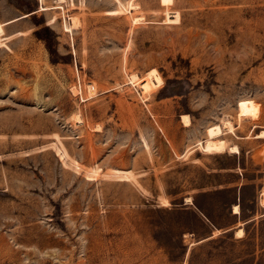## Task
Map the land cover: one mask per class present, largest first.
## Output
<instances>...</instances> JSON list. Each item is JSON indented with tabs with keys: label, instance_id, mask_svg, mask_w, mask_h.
Instances as JSON below:
<instances>
[{
	"label": "rangeland",
	"instance_id": "1",
	"mask_svg": "<svg viewBox=\"0 0 264 264\" xmlns=\"http://www.w3.org/2000/svg\"><path fill=\"white\" fill-rule=\"evenodd\" d=\"M262 131L264 0H0V264H264Z\"/></svg>",
	"mask_w": 264,
	"mask_h": 264
},
{
	"label": "bare ground",
	"instance_id": "2",
	"mask_svg": "<svg viewBox=\"0 0 264 264\" xmlns=\"http://www.w3.org/2000/svg\"><path fill=\"white\" fill-rule=\"evenodd\" d=\"M250 110H251L250 105H243L240 108V113L242 115H250ZM230 126H231V124H230ZM221 130H222L221 127L218 126V125L217 126H214V127H211L209 129V135H210L209 136V140H207L205 142L206 144H205L204 148H206L207 150H209L211 152L212 151L213 152H215V151H221V149H222L221 142H220L219 139L215 138L216 134H218ZM257 136H259V137L264 136V131H262L261 133L257 134ZM229 150L232 151V152H239L240 151L239 150V147L237 145L230 146L229 147ZM263 203H264V200H263ZM234 212H240V206L239 205H235L234 206ZM236 234H237V236H242L243 235V229L242 228L238 229L237 232H236Z\"/></svg>",
	"mask_w": 264,
	"mask_h": 264
},
{
	"label": "crops",
	"instance_id": "3",
	"mask_svg": "<svg viewBox=\"0 0 264 264\" xmlns=\"http://www.w3.org/2000/svg\"><path fill=\"white\" fill-rule=\"evenodd\" d=\"M236 213H238V212H236ZM239 227V226H238ZM244 228V227H243Z\"/></svg>",
	"mask_w": 264,
	"mask_h": 264
}]
</instances>
